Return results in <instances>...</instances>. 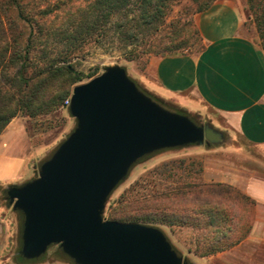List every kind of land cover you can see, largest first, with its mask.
Masks as SVG:
<instances>
[{"label": "water", "instance_id": "water-1", "mask_svg": "<svg viewBox=\"0 0 264 264\" xmlns=\"http://www.w3.org/2000/svg\"><path fill=\"white\" fill-rule=\"evenodd\" d=\"M68 111L76 121L73 131L35 178L6 190L5 199L23 216L21 256L37 259L56 244L74 264H188L158 228L104 220L102 213L139 159L219 144L222 133L162 107L120 66L74 86Z\"/></svg>", "mask_w": 264, "mask_h": 264}, {"label": "crops", "instance_id": "crops-1", "mask_svg": "<svg viewBox=\"0 0 264 264\" xmlns=\"http://www.w3.org/2000/svg\"><path fill=\"white\" fill-rule=\"evenodd\" d=\"M195 20L202 49L150 57L140 86L183 115L197 117V125L236 134L261 152L264 163V50L257 44L246 1L216 0ZM42 138L26 116L13 117L0 133V264H19V213L5 195L9 187L36 177V162L50 144ZM229 150L238 153L203 160L201 181L230 186L253 202L249 232L226 250L188 253V264H264V164L253 167L242 161L246 155L241 149Z\"/></svg>", "mask_w": 264, "mask_h": 264}, {"label": "rangeland", "instance_id": "rangeland-1", "mask_svg": "<svg viewBox=\"0 0 264 264\" xmlns=\"http://www.w3.org/2000/svg\"><path fill=\"white\" fill-rule=\"evenodd\" d=\"M88 1L90 0H17L21 5L23 15L31 21L37 36L35 49L30 60V74L36 73L48 64L57 62L62 55L68 53L65 43L60 41L59 37H54L53 31L63 24L69 13L74 12ZM196 9L197 6L193 0H175L159 32L151 38L150 46H147L145 50L138 47L135 52L136 57L133 60H127L123 55L122 48H118L116 44L98 46L92 42L84 46L83 50L77 54L69 55L68 64H71L76 71L84 75H92V77L85 78L76 85L92 80V78L103 73L107 67L120 66L125 69L128 77L142 92L155 102H159L162 107L175 110L176 108L142 88L139 77L150 57H158L168 53L165 48L170 41H173L174 45L181 44V48L176 53L189 54V52L197 53L200 51L203 47L202 41L195 33L198 30L195 19L200 12H196ZM17 11L15 4L10 0H0L1 26L6 31L10 41L18 35L24 38L28 33V27L25 22L18 19ZM248 16L250 23L255 28L257 44L264 50V44L259 38L252 17L249 13ZM68 98L63 101L62 106L49 114L40 115L33 119L27 117L33 130L42 132V136H44L42 140L50 141L45 152L36 162V172L41 163L51 156L57 146L76 126V121L69 114L68 106L65 104ZM191 118L199 122L197 117L191 115ZM215 130L221 132L223 136V141L219 144L209 146L192 144L164 149L139 159L109 195L102 218L158 228L163 232L171 246L177 249L180 256L186 258L184 256L188 253L200 256L202 244L207 238L201 237L202 231L200 229L183 224L182 219L186 215V219L189 218L191 214L189 212L192 208L189 202L198 195L196 193L199 190L198 187L201 188V185L204 184L201 181L200 170L203 166V160L213 155L218 157L220 154L226 155L227 151L233 152L235 155L238 152L229 150V148H239L241 149L240 153L246 155L242 160L244 163L249 162L253 167L264 164L260 161L262 160L261 152L244 143L236 134H231L226 130ZM40 140L38 138L37 141ZM248 155L251 158H248ZM250 211L251 208L248 204L239 203L236 205V213H239V216L236 218L237 220L235 219V223L238 224L236 227L230 224L232 226L230 240L243 238L242 236L248 234L251 223ZM18 213L19 246L16 253L20 254L23 216L20 212ZM228 225L229 223H227ZM209 238L212 239L213 234H210ZM59 249L58 245H51L44 255L33 259L36 261L24 264H74L71 259L70 261L59 255L57 252Z\"/></svg>", "mask_w": 264, "mask_h": 264}, {"label": "trees", "instance_id": "trees-1", "mask_svg": "<svg viewBox=\"0 0 264 264\" xmlns=\"http://www.w3.org/2000/svg\"><path fill=\"white\" fill-rule=\"evenodd\" d=\"M10 1L18 10V19L27 25L28 33L24 38L18 35L10 41L0 21V133L17 115H26L33 119L53 112L62 106L73 86L81 83L85 78L92 77L76 71L71 64H68L69 55L82 51L90 42L98 46L116 44L118 48H122L127 60H133L138 47L145 50L150 46L151 38L159 32L175 0L88 1L69 13L63 24L53 31L52 35L59 37L60 41L65 43L68 53L62 55L57 62L40 68L34 74H30L29 69L37 36L31 21L23 15L21 5L17 0ZM245 1L247 11L264 44V0ZM193 2L197 6L196 12L201 13L209 9L215 0H193ZM195 33L201 39L199 31ZM167 44L169 45L165 49L168 53L161 56L183 54L176 53L181 48V44L174 45L173 41ZM174 111L183 114L181 111ZM191 120L197 124L196 121ZM200 170L202 172V166ZM201 186V188L195 186L199 188L196 192L198 195L190 200L191 214L187 219L186 215L182 223L202 231L201 237L207 239L202 244L200 256H206L226 250L246 236L235 240L229 239L232 233L231 225L236 227L238 224L235 223V219L239 216V213H236V205L248 204L251 208L253 202L227 185L202 184ZM210 234H213L212 239L209 238ZM57 252L63 258L70 260L61 253L60 249ZM15 259L19 264L36 261L25 260L20 254H17Z\"/></svg>", "mask_w": 264, "mask_h": 264}, {"label": "built area", "instance_id": "built-area-1", "mask_svg": "<svg viewBox=\"0 0 264 264\" xmlns=\"http://www.w3.org/2000/svg\"><path fill=\"white\" fill-rule=\"evenodd\" d=\"M70 97L65 101L66 106L69 105Z\"/></svg>", "mask_w": 264, "mask_h": 264}]
</instances>
